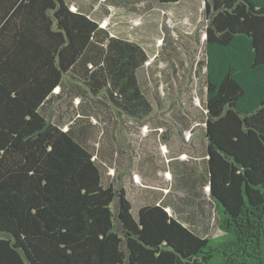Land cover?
I'll return each mask as SVG.
<instances>
[{
    "label": "trees",
    "instance_id": "16d2710c",
    "mask_svg": "<svg viewBox=\"0 0 264 264\" xmlns=\"http://www.w3.org/2000/svg\"><path fill=\"white\" fill-rule=\"evenodd\" d=\"M204 13L201 169L175 160L174 189L135 215L127 188L104 183L93 117L77 129L52 110L71 85L97 112L104 93L151 116L137 75L147 52L67 0H0V264H264V0H205ZM206 198L217 237L172 211Z\"/></svg>",
    "mask_w": 264,
    "mask_h": 264
},
{
    "label": "rangeland",
    "instance_id": "374dc122",
    "mask_svg": "<svg viewBox=\"0 0 264 264\" xmlns=\"http://www.w3.org/2000/svg\"><path fill=\"white\" fill-rule=\"evenodd\" d=\"M67 1L75 10L90 13L110 35L141 45L148 55L137 75L153 105L151 116L135 118L107 100L104 93L96 100L97 112L96 105H90L95 103L94 95L71 85L72 94L65 93L62 104L56 103L52 110L54 118L77 129L93 117L97 127L85 136L99 149L96 161L104 183L115 181L127 188L137 215L138 205L161 199L173 188L171 174L175 176L176 161L183 166L186 162L190 168L199 162L201 169L206 145L205 0H181L171 5L154 0ZM71 81L69 77L66 80ZM72 101L79 111L69 107ZM178 200V208L172 211L195 230L211 237L223 233L210 198L202 204Z\"/></svg>",
    "mask_w": 264,
    "mask_h": 264
},
{
    "label": "crops",
    "instance_id": "0c3cea01",
    "mask_svg": "<svg viewBox=\"0 0 264 264\" xmlns=\"http://www.w3.org/2000/svg\"><path fill=\"white\" fill-rule=\"evenodd\" d=\"M58 89H59V88L56 89V91H55L56 93H58ZM184 158H186V156H184ZM181 159H182V158H181ZM183 160H185V159H183ZM169 173H170V172H169ZM171 176H172V174H171ZM172 179H173V178H172ZM172 189H174V187H173ZM170 190H171V189H170ZM168 191H169V190H166V192H168ZM169 192H170V191H169Z\"/></svg>",
    "mask_w": 264,
    "mask_h": 264
}]
</instances>
